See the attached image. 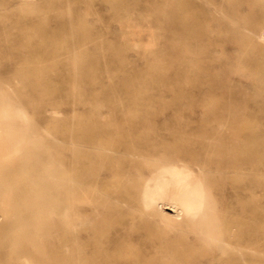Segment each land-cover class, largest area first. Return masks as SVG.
<instances>
[{"label": "rangeland", "instance_id": "obj_1", "mask_svg": "<svg viewBox=\"0 0 264 264\" xmlns=\"http://www.w3.org/2000/svg\"><path fill=\"white\" fill-rule=\"evenodd\" d=\"M89 2L0 0V119L11 118L26 129L17 153L5 161L8 170L0 169V264H29L15 246L10 220L33 232L36 218L52 211L70 213L71 208L88 220L96 218L99 190L88 188L83 199L81 191L73 198L66 187L37 184L50 180L49 174L61 175L59 162L69 158L66 129L73 121H89L110 137L134 117L139 127L145 120L156 127L212 130L227 120L248 123V144L255 150L246 165V220L251 226L264 222V50L248 47L243 30L254 13L264 16V1L250 6L246 0H188L202 26L189 29L161 10L168 0H125L123 11L109 10L105 0ZM216 8L225 18L216 16ZM207 21L210 29L203 27ZM166 212L172 215V208ZM55 214L51 218L60 220ZM116 219V240L158 264L171 260L141 231L128 233L129 216ZM63 227L51 228L49 239L56 245V231ZM166 229L177 236L174 227L159 224V230ZM185 236L195 242L190 230ZM248 244L253 254L264 252L263 237H251ZM256 260L264 262V255Z\"/></svg>", "mask_w": 264, "mask_h": 264}, {"label": "bare ground", "instance_id": "obj_2", "mask_svg": "<svg viewBox=\"0 0 264 264\" xmlns=\"http://www.w3.org/2000/svg\"><path fill=\"white\" fill-rule=\"evenodd\" d=\"M105 1L110 4L109 10L127 8L125 0ZM252 1L246 0L249 4ZM255 1L260 4L264 0ZM28 8L31 9L30 5ZM161 10L167 17L177 18L184 29L202 27L188 0H168ZM214 13L225 18L221 9L216 8ZM205 23L203 27L210 29V22ZM243 30L248 47L264 50V16L254 13ZM72 53L76 59L81 57L76 49ZM147 122L139 127L135 117L124 120L115 127L114 137L89 121L70 123L66 129L69 158L66 163L59 162L61 175L49 174L50 180L37 184L66 187L73 198L80 196L81 191L83 199L87 198L88 188L99 190L94 207L96 218L88 220L69 208L70 213L55 211L61 219L54 220L52 211L46 217L36 218L33 232L23 230L25 223L10 220L8 224L17 236L15 246L23 249L29 264H158L139 251L134 252L129 242L112 237L120 232L114 228L117 216L121 221L129 216V234L141 231L156 244V249L168 251L171 260L164 258L160 264H203L204 260L206 264H264L255 261L264 252L253 254L248 244L251 237L264 240V222L251 226L246 220V165L249 152L255 150L248 144L246 133L251 130L248 123L227 120L212 130L156 127ZM0 125V169L6 171L5 161L17 153L16 144L26 129L11 118L0 119ZM232 196L236 198L235 204ZM233 205L237 207L236 216L232 213ZM169 208L172 215L166 212ZM59 223L64 229L56 231L59 236L56 245L49 238L51 228ZM160 223L174 227L177 236H170L167 229L159 230ZM45 226L47 229L43 230ZM189 230L195 237L192 244L185 236ZM61 236L66 237L65 241ZM200 241L202 244L197 245Z\"/></svg>", "mask_w": 264, "mask_h": 264}]
</instances>
